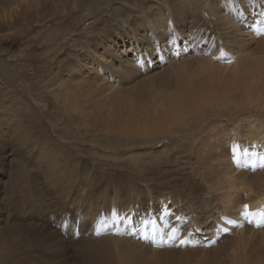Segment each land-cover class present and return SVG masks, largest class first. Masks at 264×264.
Segmentation results:
<instances>
[{"label":"bare ground","instance_id":"6f19581e","mask_svg":"<svg viewBox=\"0 0 264 264\" xmlns=\"http://www.w3.org/2000/svg\"><path fill=\"white\" fill-rule=\"evenodd\" d=\"M36 1L26 0L24 11L30 19L57 6L55 0ZM156 1L160 4L155 2L150 13L138 3L135 17L122 15L113 36H98L94 46L88 40L93 25L73 37L82 56L79 52L61 56L56 71L61 92L85 85L79 98L82 103L93 100V115L78 99L73 105L78 111L82 107L84 116H93L95 137L120 139V144H111L117 150L110 148L102 156L118 158L119 152H125L129 170L142 168L129 174L122 168L124 176L114 180L117 169L95 166L89 171L88 159L81 167L53 147L49 161L43 160L42 179L33 169L32 178L23 180V189L14 191L12 203L0 202L8 214L19 213L24 231L40 222L51 227L13 255L16 263L41 264V257L76 260L80 255L76 264H136L135 251L140 250L176 254L179 260L170 259L174 264H264V227H239L245 194L252 192V210H264V168L257 166L250 173L237 170L226 158L220 160L228 143L240 146L244 141L251 148L264 142V36L255 38L246 27L249 13L254 19L264 16V0ZM58 2L63 12L76 5V0ZM4 22L2 18L0 30ZM61 65L70 66L65 76L59 71ZM77 73L78 79L73 76ZM5 132L0 130L2 135ZM14 143H1V154L23 159L26 154L18 153L21 146ZM140 145L154 147L145 153L157 155L151 163L146 161L154 165H143ZM89 195L93 199L87 201ZM123 202L135 221H147L149 211L158 207L152 215L154 226L147 232L161 226L166 234L174 221L182 222L177 237L191 232V241L202 238L212 245L180 249L161 246L159 238L149 245L138 236L140 231L133 238L91 234L97 227L112 228L109 224L116 213L126 212ZM101 211L106 220L97 213ZM229 219L237 225L227 223ZM217 225L229 231L220 232Z\"/></svg>","mask_w":264,"mask_h":264},{"label":"rangeland","instance_id":"374dc122","mask_svg":"<svg viewBox=\"0 0 264 264\" xmlns=\"http://www.w3.org/2000/svg\"><path fill=\"white\" fill-rule=\"evenodd\" d=\"M55 1L57 9L54 7L52 11L49 10L41 15L33 14L34 19H30L26 15L27 12L24 11L26 0H0V23L2 18L6 20L5 27L0 30V121L4 118L7 119L6 122L4 120L5 125L0 122L2 124V126L0 124V130L6 131L3 133L4 135L0 133V144H12L14 141L16 146H21L17 152H20L21 155L26 154L23 155V159H14L13 155L7 159L0 152V170L3 171L0 172V187L2 188L0 202L11 204L15 196L14 191L20 192L23 189V180L32 178L30 174L33 169V173H37V177L42 179L43 170H45L43 163L46 160L49 161L48 155L52 153L53 147L60 149L63 158L70 157L77 161L81 167L88 159L92 164V167H88L89 171H92L95 166L104 169L106 167L107 169H117L114 177L112 176L114 180L124 176L127 169L128 172H126L129 174L132 171L137 173L139 171L137 167L142 168V166H137L135 169L132 167L134 170H131L132 168L129 170V160L123 155L125 152H119L121 155L118 158L106 159L102 156V153L107 155L110 148L117 150L112 148L111 144H120V139L95 137L96 133L94 134L91 123L93 100L82 103L79 98V95L86 90L85 85H80V89L71 87V90L74 91L61 92L58 81L60 77L56 75V71L60 68L59 59L61 56L70 57L78 52L80 54L78 55L82 56L81 45L76 40L72 41V38L80 37L81 33H85L89 26L93 25V32L88 34V40L94 46L98 36L102 39H105L107 34L113 36L114 28L122 15L128 19L135 17V12H138L135 11L138 3H142V10L148 9L149 13L154 11L155 2L160 3L156 0H76L74 10L65 12L64 9L63 12V6L61 8L58 6V0ZM39 2L40 0H37L36 4ZM28 3L29 5L33 3L32 6L35 4V2ZM249 16L253 19L250 13ZM69 45H73L72 50ZM130 62H134V60ZM68 67L70 68L68 65H61L59 71L63 76L67 74ZM147 70L149 68L145 69V71ZM78 75L77 73L73 76L78 79ZM74 99H78L83 107L88 106L92 115L84 116L82 107L79 108V111L74 110ZM10 117L12 119H8ZM6 125L14 127L9 126L8 128ZM10 127L11 130H8ZM171 142L173 141H169V143ZM229 145H227V149L230 147L233 149L232 144ZM117 146L123 147L114 145V147ZM137 150L142 153L143 165L146 164L148 167L154 165L153 163L148 164L146 161L151 163L157 155H145L146 151L154 150L152 145H140ZM38 154L41 156L39 157ZM121 161L125 163L123 164ZM100 162L101 166L98 164ZM60 165L59 168L63 170V162ZM53 170H57L55 166H53ZM92 199L93 197L90 196L86 200ZM123 206L126 209L130 208L125 202H123ZM167 214L173 217L171 211ZM18 216V212L11 211L8 214L0 206V264H22V260L16 263L12 259L13 255L20 253L23 247L32 245L38 232H46L51 229L50 226H45L40 222L36 228L29 227L28 231H24L19 225ZM146 218L152 221V212L149 211ZM142 241L145 240L142 238ZM32 249L37 251L36 248ZM160 252L146 254L136 250V264H174L170 259L179 260L176 254ZM79 257L80 255L76 260L69 256L54 259L41 257V264H76ZM83 260L81 259L80 262Z\"/></svg>","mask_w":264,"mask_h":264},{"label":"snow or ice","instance_id":"6c2138e0","mask_svg":"<svg viewBox=\"0 0 264 264\" xmlns=\"http://www.w3.org/2000/svg\"><path fill=\"white\" fill-rule=\"evenodd\" d=\"M260 32V34L264 35V29H260L258 30ZM226 55V54H225ZM245 157L244 163L240 164V156ZM255 156L256 153H250L247 149H241V147L239 145H234L233 149H232V158H233V162L237 164V166H243V167H247L249 165H252L253 170H255V167L257 166L255 164ZM248 157H253V159L249 160L247 159ZM260 159V164L258 165L261 168H264V155H261L259 157ZM241 217H242V221L247 222L249 225H253L257 228L259 227H264V210H260V211H251L250 210V205L248 204H244L243 205V210L240 213ZM125 220H127V218H124ZM178 219H182L179 218ZM221 219H225L224 217H221ZM227 223L232 224L233 226L237 225V221L234 220H227ZM242 226V223L241 225ZM129 232L131 233H135L137 230L132 228L131 223L129 222ZM217 230L220 232H227L229 231V229L227 228H222L219 225H217ZM96 234L100 235L102 234L101 229L99 227L96 228ZM140 231H143L142 229ZM179 231V229H177L176 227H172V229L165 233H157L155 230L152 231L151 235H142L141 238L143 239H150L153 242H155L157 240V236L159 235V240L162 242L161 246L163 245H168V246H172L171 244H169V240L175 241L177 239L176 233ZM186 243L185 240L181 239L179 241V244L176 246H182Z\"/></svg>","mask_w":264,"mask_h":264}]
</instances>
